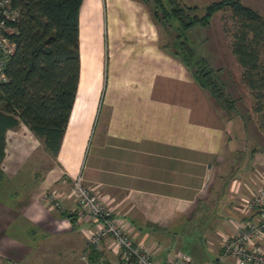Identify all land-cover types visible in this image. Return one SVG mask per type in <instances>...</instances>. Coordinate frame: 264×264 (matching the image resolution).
Listing matches in <instances>:
<instances>
[{
	"label": "crops",
	"instance_id": "obj_1",
	"mask_svg": "<svg viewBox=\"0 0 264 264\" xmlns=\"http://www.w3.org/2000/svg\"><path fill=\"white\" fill-rule=\"evenodd\" d=\"M190 1L196 2H184ZM78 36L79 76L57 153L46 151L22 121L6 130L0 264H82L80 255L91 249L85 229L92 221L71 192L77 174L155 264L180 252L186 239L179 233L200 223V214L220 218L202 226L200 238L220 264L223 240L253 218L243 201L264 179V152L242 150L248 138L243 144L231 133L235 127L240 136L247 132L242 118L219 106L163 45L143 0H81ZM227 48H216L215 55L235 63ZM249 135L264 142L257 128ZM49 192L57 194L60 208L48 200ZM256 244L264 248V239ZM94 249L97 263L118 257L108 236ZM225 260L235 264L230 256Z\"/></svg>",
	"mask_w": 264,
	"mask_h": 264
},
{
	"label": "trees",
	"instance_id": "obj_2",
	"mask_svg": "<svg viewBox=\"0 0 264 264\" xmlns=\"http://www.w3.org/2000/svg\"><path fill=\"white\" fill-rule=\"evenodd\" d=\"M151 16L169 35L163 45L179 56L200 87L227 113L236 110L216 69L197 56L186 39L195 24L208 25L218 10H229L233 28L230 47L241 66V80L253 96L252 110L264 118V15L242 0H212L196 13V4L180 0H143ZM18 10L9 36L15 48L6 60V80L0 81V185L6 130L20 121L55 155L67 124L79 76L78 12L81 0H11ZM175 33L172 35V29ZM171 32V33H170ZM94 248L89 256L96 261Z\"/></svg>",
	"mask_w": 264,
	"mask_h": 264
},
{
	"label": "built area",
	"instance_id": "obj_3",
	"mask_svg": "<svg viewBox=\"0 0 264 264\" xmlns=\"http://www.w3.org/2000/svg\"><path fill=\"white\" fill-rule=\"evenodd\" d=\"M17 16L18 10L12 6L11 0H0V81L7 78L6 60L15 48L9 33L14 30L12 22ZM71 192L92 221V227L85 229L86 244L91 248L97 247L102 238L108 236L116 249L118 257L108 264H155L149 249L134 241L123 220L113 214L108 202L87 185L80 174L73 176ZM46 196L53 206L61 207L55 192H49ZM243 205L253 212V218L242 220L238 232L223 240L218 257L222 260L230 256L235 264H264V248L256 244L259 238L264 239V179L243 201ZM80 258L82 264H106L93 261L88 252L82 253ZM186 259L184 253L178 252L163 264H180V260ZM2 264L22 263L5 259Z\"/></svg>",
	"mask_w": 264,
	"mask_h": 264
},
{
	"label": "rangeland",
	"instance_id": "obj_4",
	"mask_svg": "<svg viewBox=\"0 0 264 264\" xmlns=\"http://www.w3.org/2000/svg\"><path fill=\"white\" fill-rule=\"evenodd\" d=\"M180 1L181 3L187 4L186 2H184L185 0ZM210 1L212 0H196L195 4L198 6L196 13L202 14L204 11V6ZM242 1L243 3L253 7L264 15V0ZM190 5H192L191 1ZM158 27L161 34V41L166 42V40H170L169 35L165 33L164 26L158 24ZM232 28L233 20L230 16L229 10H220L212 15L210 23L208 25L195 24L189 27L186 31V39L191 45L194 46L197 56L204 57L208 61L209 65L216 69L217 75L222 79L228 94H230L232 98L236 99V110L232 112L234 113V116L235 114L239 116L237 118H242V131H244L243 129L245 128L247 132L244 131L242 136H240L237 132H239V130L241 129L239 127H235L233 129L231 128V133H236L235 136H237L238 138L240 137V141L243 144L245 143V139L248 138L249 144H247V147H249L246 148L244 146L242 150H246V152L250 153L253 147H259L254 149H257V152L261 153L264 152V142L260 143L253 141L254 138L249 135V132H251L252 129L257 128L264 134V118L262 117L261 113H256L252 110L253 96L250 92V89L241 80V71L240 69H238L236 61L235 63H232L228 60L227 56H221L222 53H220V56H216L217 54H219V52L215 53L216 48H220L222 50L228 47L226 50L231 49L230 34L227 29ZM173 33H175L174 28L172 29V35ZM220 64L221 66H219ZM260 156L262 157L263 155ZM257 187L258 186H255V189ZM198 218L201 225L200 223H198L197 225L194 224L192 225V227H190L192 229H190L189 232L179 233V235L183 236L186 239V241L182 243L180 252L184 253L187 256V259L190 260L191 264H215V251L210 249L207 246V243L200 240L202 236L201 228L204 225L210 226L209 224H217L216 221H218L220 218H212L206 214H200ZM221 218H223V222L226 223L227 215L225 214ZM178 244L179 243L176 242L174 243V246L176 247ZM161 245L164 246L166 251L173 250L174 252L175 247H169L168 244L163 243ZM219 263L233 264L225 259L220 260Z\"/></svg>",
	"mask_w": 264,
	"mask_h": 264
},
{
	"label": "water",
	"instance_id": "obj_5",
	"mask_svg": "<svg viewBox=\"0 0 264 264\" xmlns=\"http://www.w3.org/2000/svg\"><path fill=\"white\" fill-rule=\"evenodd\" d=\"M220 264H224V263H220Z\"/></svg>",
	"mask_w": 264,
	"mask_h": 264
}]
</instances>
